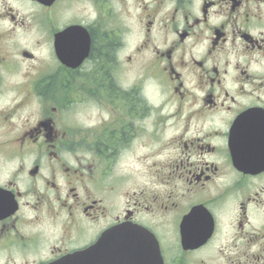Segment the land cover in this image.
<instances>
[{
	"label": "flooded vegetation",
	"instance_id": "obj_1",
	"mask_svg": "<svg viewBox=\"0 0 264 264\" xmlns=\"http://www.w3.org/2000/svg\"><path fill=\"white\" fill-rule=\"evenodd\" d=\"M62 1L0 20V264L146 260L149 236L163 264H264V0ZM115 228L105 260L60 262Z\"/></svg>",
	"mask_w": 264,
	"mask_h": 264
},
{
	"label": "rangeland",
	"instance_id": "obj_2",
	"mask_svg": "<svg viewBox=\"0 0 264 264\" xmlns=\"http://www.w3.org/2000/svg\"><path fill=\"white\" fill-rule=\"evenodd\" d=\"M65 3L63 4L62 11L60 14H58V19L60 21H68L70 20L73 15L78 14L81 10L80 5H84L83 2L78 1V0H66L64 1ZM10 12L15 19L17 20H22V21H28L32 22V17L36 16V8L33 5L27 4L23 1L20 0H0V15H3L4 18L2 20L9 21L11 18L7 15V13ZM1 20V19H0ZM36 18L33 20L35 21ZM34 40L36 39L35 36H33ZM15 39H19V36L16 37ZM32 39L31 36H25L21 38V44L19 47H28L31 48L32 44ZM15 78L12 79L14 81ZM15 94L11 93H2L0 94V108L6 107L10 105L13 101ZM26 108L21 109L20 111L17 112L15 118H14V123L16 124L18 122H21L24 117Z\"/></svg>",
	"mask_w": 264,
	"mask_h": 264
},
{
	"label": "water",
	"instance_id": "obj_3",
	"mask_svg": "<svg viewBox=\"0 0 264 264\" xmlns=\"http://www.w3.org/2000/svg\"><path fill=\"white\" fill-rule=\"evenodd\" d=\"M34 1H39V2H42V3H45V4H49V3H51L53 0H34ZM78 54H79V49H76V48H75L74 53H72V54L70 55V60H71V61L75 60V58H77ZM76 61H77V60H76ZM72 63H73V62H72ZM81 258H84V255H82Z\"/></svg>",
	"mask_w": 264,
	"mask_h": 264
},
{
	"label": "trees",
	"instance_id": "obj_4",
	"mask_svg": "<svg viewBox=\"0 0 264 264\" xmlns=\"http://www.w3.org/2000/svg\"><path fill=\"white\" fill-rule=\"evenodd\" d=\"M106 51L108 52V53H111V49H106ZM101 53V50H97V54H100Z\"/></svg>",
	"mask_w": 264,
	"mask_h": 264
}]
</instances>
